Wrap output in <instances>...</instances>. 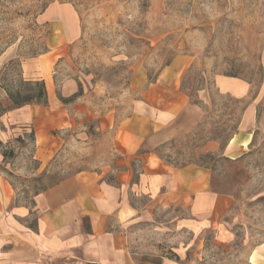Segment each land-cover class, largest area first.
<instances>
[{
	"label": "rangeland",
	"instance_id": "obj_1",
	"mask_svg": "<svg viewBox=\"0 0 264 264\" xmlns=\"http://www.w3.org/2000/svg\"><path fill=\"white\" fill-rule=\"evenodd\" d=\"M50 48L62 49L50 68L56 98L65 83L75 87L73 100L60 101L75 125L52 132L57 152L42 165L33 130L20 128L22 137L13 132L0 142L16 204L29 205L61 179L111 160L99 119L111 113L117 122L142 87L186 57L180 89L189 106L155 151L174 165L207 167L213 187L232 196L228 221L236 238L229 252L209 249L214 264H243L241 254L264 237V0H0V118L8 95L33 88L23 83L26 63ZM248 108L251 141L230 160L225 146ZM9 132L0 121V137ZM136 231L133 252L148 242L159 246L158 255L175 257L166 251L167 234L155 235L150 226Z\"/></svg>",
	"mask_w": 264,
	"mask_h": 264
},
{
	"label": "crops",
	"instance_id": "obj_2",
	"mask_svg": "<svg viewBox=\"0 0 264 264\" xmlns=\"http://www.w3.org/2000/svg\"><path fill=\"white\" fill-rule=\"evenodd\" d=\"M60 55L61 48H50L26 63L23 73L26 80L44 82L47 105L9 110L0 118L10 131L0 142L13 132V138L22 137L20 128L33 130L41 165L57 152L52 132L75 125L52 89L50 68ZM189 65L186 57H176L139 90L128 114L117 122L111 113L99 119L97 129L109 137L111 160L97 170L61 179L29 205L16 204L5 172L9 165L0 150V264H214L209 248L229 252L236 238L228 221L232 196L213 187L207 167L174 165L155 151L163 143L158 139L188 109L180 83ZM59 91L67 99L75 87L65 83ZM252 124L253 110L248 108L239 132L225 146L226 158L242 156ZM147 226L155 235L171 237L166 251L174 258L158 255L159 246L148 242L139 244L141 252L131 250L133 231ZM182 237L187 239L181 242ZM241 257L243 264H264V237Z\"/></svg>",
	"mask_w": 264,
	"mask_h": 264
},
{
	"label": "trees",
	"instance_id": "obj_3",
	"mask_svg": "<svg viewBox=\"0 0 264 264\" xmlns=\"http://www.w3.org/2000/svg\"><path fill=\"white\" fill-rule=\"evenodd\" d=\"M23 83L33 85V88H30L23 93H20V91L17 90L15 93L8 95L11 104L7 107V111L19 109L28 105H47V92L43 81H29ZM73 99L70 98L68 100L60 98V101L65 104L67 103V100L69 102Z\"/></svg>",
	"mask_w": 264,
	"mask_h": 264
}]
</instances>
